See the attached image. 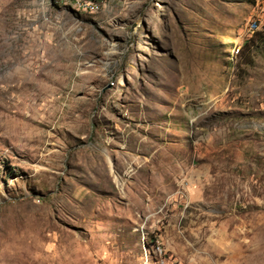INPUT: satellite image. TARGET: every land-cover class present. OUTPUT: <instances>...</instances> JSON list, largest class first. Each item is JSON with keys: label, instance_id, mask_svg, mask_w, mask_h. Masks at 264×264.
I'll return each mask as SVG.
<instances>
[{"label": "rangeland", "instance_id": "rangeland-1", "mask_svg": "<svg viewBox=\"0 0 264 264\" xmlns=\"http://www.w3.org/2000/svg\"><path fill=\"white\" fill-rule=\"evenodd\" d=\"M85 1L0 0V264H264V0Z\"/></svg>", "mask_w": 264, "mask_h": 264}, {"label": "bare ground", "instance_id": "bare-ground-1", "mask_svg": "<svg viewBox=\"0 0 264 264\" xmlns=\"http://www.w3.org/2000/svg\"><path fill=\"white\" fill-rule=\"evenodd\" d=\"M97 6L99 5L97 4ZM153 249H154V253L156 254V256L154 257L155 264H169L167 260L165 259V257H162V255H160V257L158 256V252L161 250L160 245H156Z\"/></svg>", "mask_w": 264, "mask_h": 264}, {"label": "built area", "instance_id": "built-area-1", "mask_svg": "<svg viewBox=\"0 0 264 264\" xmlns=\"http://www.w3.org/2000/svg\"><path fill=\"white\" fill-rule=\"evenodd\" d=\"M84 6L86 8H92L93 10L99 9V7H100V6H97V0L85 1Z\"/></svg>", "mask_w": 264, "mask_h": 264}, {"label": "trees", "instance_id": "trees-1", "mask_svg": "<svg viewBox=\"0 0 264 264\" xmlns=\"http://www.w3.org/2000/svg\"><path fill=\"white\" fill-rule=\"evenodd\" d=\"M247 42L249 43V40H248ZM155 239H156V237H154V236H150V238H149V240L147 241V243H148L149 245H152L153 242H155Z\"/></svg>", "mask_w": 264, "mask_h": 264}, {"label": "clouds", "instance_id": "clouds-1", "mask_svg": "<svg viewBox=\"0 0 264 264\" xmlns=\"http://www.w3.org/2000/svg\"><path fill=\"white\" fill-rule=\"evenodd\" d=\"M147 240V239H146ZM148 240H149V238H148ZM148 249V252H149V248H147ZM151 249V248H150ZM151 258H152V256H151Z\"/></svg>", "mask_w": 264, "mask_h": 264}, {"label": "crops", "instance_id": "crops-1", "mask_svg": "<svg viewBox=\"0 0 264 264\" xmlns=\"http://www.w3.org/2000/svg\"><path fill=\"white\" fill-rule=\"evenodd\" d=\"M110 162H111V160H110ZM112 171H113V170H112ZM114 175H116L115 172H114ZM114 178H115V177H114Z\"/></svg>", "mask_w": 264, "mask_h": 264}]
</instances>
